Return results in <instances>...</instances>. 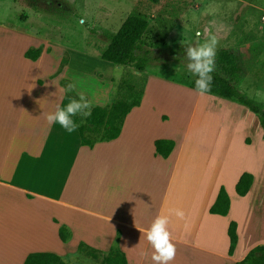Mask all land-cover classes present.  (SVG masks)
I'll return each mask as SVG.
<instances>
[{"label": "crops", "instance_id": "1", "mask_svg": "<svg viewBox=\"0 0 264 264\" xmlns=\"http://www.w3.org/2000/svg\"><path fill=\"white\" fill-rule=\"evenodd\" d=\"M0 37L8 39L0 44V264H23L32 253L66 262L80 243L102 253L117 247L127 264H154L145 233L161 214L176 248L170 264H238L264 245V132L255 115L239 105L250 117L233 137V103L150 76L120 136L81 146L77 130L46 121L68 102L60 90L71 84L65 67L57 69L61 56L52 68L50 45L63 56L66 48L3 26ZM29 49H42L40 58L26 59ZM165 88L187 96L177 114L158 108L156 93ZM157 140L175 143L167 159L156 155ZM244 173L253 183L240 197ZM221 187L230 202L226 216L210 213ZM231 223L238 237L232 256ZM61 227L71 235L66 243Z\"/></svg>", "mask_w": 264, "mask_h": 264}, {"label": "rangeland", "instance_id": "2", "mask_svg": "<svg viewBox=\"0 0 264 264\" xmlns=\"http://www.w3.org/2000/svg\"><path fill=\"white\" fill-rule=\"evenodd\" d=\"M138 1L0 0V26L39 33L65 47L63 56L59 47L50 45L54 53L52 68L61 56L57 69L60 63L65 67L74 93L84 94L92 105L100 107L129 100L143 90L150 76L187 85L195 76L187 70L185 50L197 40L203 42L209 33L215 34L219 37L215 62L225 50L254 58H250V69L239 87L248 98L264 106V0H161L150 11L151 28L154 33L165 35V46L153 51L145 73H134L132 68L124 67L117 80L116 66L102 60L100 55L108 45V35L120 29ZM27 20L31 22L26 24ZM0 39L2 46L8 42L5 37ZM16 60L14 56L7 64H15ZM122 83L125 85L121 86ZM126 85L132 86L134 92ZM156 96L162 104L158 108L170 109L174 114L181 108L179 101L187 99L185 93L167 88L159 89ZM233 105L236 108L233 107L231 132L233 137H241L250 116L243 107ZM66 262L101 264V258L95 261L77 253Z\"/></svg>", "mask_w": 264, "mask_h": 264}, {"label": "trees", "instance_id": "3", "mask_svg": "<svg viewBox=\"0 0 264 264\" xmlns=\"http://www.w3.org/2000/svg\"><path fill=\"white\" fill-rule=\"evenodd\" d=\"M161 0H139L132 12L123 21L120 29L108 35V45L101 53L102 60L110 64L123 65L135 69L136 73L143 74L151 62L153 51L165 46V35L154 33L151 28V9L160 4ZM42 49H29L25 53V58L36 61L40 58ZM250 58L246 54H237L232 51H221L216 60L211 92L209 95L236 103L255 115L260 127L264 132V106L240 91L239 83L250 69ZM254 59V58H253ZM63 63V62H62ZM65 64V63H63ZM62 64V65H63ZM246 72V73H245ZM195 79L191 80L187 86L195 90ZM63 84V87L68 85ZM122 83L121 86H124ZM130 92H134L132 86L126 85ZM69 96L78 97L74 91L68 93ZM143 90L135 94L129 100L113 102L110 106L92 107L91 116L81 120L80 116L75 117L81 146L92 148L97 143L109 142L117 139L125 121L126 116L133 108L139 107ZM156 155L167 159L172 153L175 143L171 140H157L154 143ZM253 183V177L244 173L237 185L236 193L240 197H245ZM230 202L228 195L221 187L217 200L210 209L212 215L226 216L228 214ZM230 239L229 255L232 256L236 248L238 237L236 234V224L231 223L228 229ZM70 232L61 227L59 238L63 243L70 239ZM77 253L99 260L101 264H127L123 253L112 247L107 253L96 251L87 245L80 243ZM23 264H67L62 258L53 253H32L26 257ZM238 264H264V245L253 248L243 261Z\"/></svg>", "mask_w": 264, "mask_h": 264}, {"label": "clouds", "instance_id": "4", "mask_svg": "<svg viewBox=\"0 0 264 264\" xmlns=\"http://www.w3.org/2000/svg\"><path fill=\"white\" fill-rule=\"evenodd\" d=\"M199 35L198 33L197 36ZM218 43V35L209 33L203 42L197 40L185 50L186 67L196 77L194 83L199 95L211 92L212 74L216 69L215 58ZM132 71L135 73V69H132ZM114 73L116 79L119 80L124 73V66L116 65ZM60 91L67 95L73 91V85L68 84ZM92 107L84 94H80L78 97L68 96V102L63 106L57 105L54 112L47 114L46 121L49 125L59 124L61 128L72 133L79 127L74 118L77 116L82 118L91 116ZM174 214L180 219H183L185 215L181 210H175ZM168 225V216L161 214L153 220L146 230V240L153 249L151 259L154 264H170L175 259L176 248L172 242Z\"/></svg>", "mask_w": 264, "mask_h": 264}, {"label": "bare ground", "instance_id": "5", "mask_svg": "<svg viewBox=\"0 0 264 264\" xmlns=\"http://www.w3.org/2000/svg\"><path fill=\"white\" fill-rule=\"evenodd\" d=\"M259 237V236H258Z\"/></svg>", "mask_w": 264, "mask_h": 264}]
</instances>
